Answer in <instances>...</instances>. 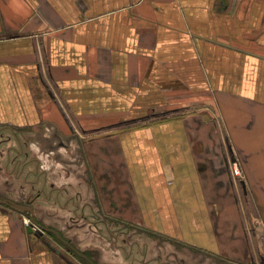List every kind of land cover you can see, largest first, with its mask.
Listing matches in <instances>:
<instances>
[{"label": "crops", "instance_id": "obj_1", "mask_svg": "<svg viewBox=\"0 0 264 264\" xmlns=\"http://www.w3.org/2000/svg\"><path fill=\"white\" fill-rule=\"evenodd\" d=\"M0 135V197L98 264L102 216L264 263V0H0ZM28 219L0 202V264H76Z\"/></svg>", "mask_w": 264, "mask_h": 264}, {"label": "rangeland", "instance_id": "obj_2", "mask_svg": "<svg viewBox=\"0 0 264 264\" xmlns=\"http://www.w3.org/2000/svg\"><path fill=\"white\" fill-rule=\"evenodd\" d=\"M6 134L8 135V137L13 136L9 132H6ZM235 178H239V177H235ZM107 193H109L108 196L118 194L117 192H113V191H109ZM96 199L97 200L95 203H98L99 200L97 197ZM118 201H119L118 203H121V207L119 208V210H117L119 214L124 213L122 215L126 216L125 212L129 211V213H131L135 211L131 206L132 204H130L131 201L130 197L128 198L120 197ZM78 216L72 215L71 217L74 218L73 220H75L76 222L75 223L70 222V224L82 225L86 223V221L88 220V216L86 215L79 216L82 217L81 220L78 218ZM111 217L102 216L101 218L102 222L100 224V227H98V229L96 230L98 233H100L97 234L100 240L104 241L102 237L105 236L104 238L107 241H110L114 236L116 238V241H118L116 244V246H120V248L118 247L116 249L119 252L118 260L116 259L115 261L112 260L110 264H222L220 262L217 263L215 261H210L209 259L202 257L198 254H193L190 251L186 250L185 248L177 247L173 244H169L165 240L155 238L151 236L148 232H140L139 229L130 227L128 226L129 224L123 223L124 221H122L123 220L122 217H116L114 219L115 221H112L113 219H111ZM109 234L113 236L111 237L109 236ZM46 235H47L46 238L52 240L58 248L63 247L60 243L54 241L52 236L50 237L47 233ZM91 235H92L91 238L93 239L98 238V237L95 238V235L93 234ZM72 239L74 240L76 238L73 237ZM75 242L76 243L74 244L75 245L74 248L78 250L80 249L79 250L80 252L84 253L83 251L85 250V252L88 253V255L90 256H92L93 253H95L94 256L98 261L99 259L100 260L107 259L105 256H103L105 251L101 249H94L89 251V249H87L86 246L80 245V247L84 248V250H82L80 247L76 246L78 245V241L75 240ZM123 248H128L126 253L123 251ZM111 252L112 253L114 252L115 255H117V252L114 249H112ZM70 256H71L70 260L72 261L73 259V261L76 264L77 263L86 264V262H84L83 260L79 261L80 259H78L77 257L73 255ZM125 256H127L126 259ZM196 256H200V257H196ZM256 260L259 263L264 264L263 261H259L260 260L259 258H256Z\"/></svg>", "mask_w": 264, "mask_h": 264}, {"label": "water", "instance_id": "obj_3", "mask_svg": "<svg viewBox=\"0 0 264 264\" xmlns=\"http://www.w3.org/2000/svg\"><path fill=\"white\" fill-rule=\"evenodd\" d=\"M9 205H11L14 209L24 212L29 215V220H30V225L27 227V232L29 234H34L36 235V232L33 230L36 229L40 234L44 232H48L53 234L60 243L63 245L67 246L74 254H76L79 258L85 260L89 264H94L91 260H89L82 252L78 251L76 248H74L65 238H63L56 230L52 228H46L42 226L41 224L37 223L36 220L34 219V214L33 210L30 206V204H27V207H22L21 205H18L12 201H7ZM37 236V235H36Z\"/></svg>", "mask_w": 264, "mask_h": 264}, {"label": "built area", "instance_id": "obj_4", "mask_svg": "<svg viewBox=\"0 0 264 264\" xmlns=\"http://www.w3.org/2000/svg\"><path fill=\"white\" fill-rule=\"evenodd\" d=\"M230 170H231V173L234 177H240L241 176L240 170H239L236 162H232L230 164ZM25 223H26V226H28L29 220H26ZM253 226H254V229H255L257 236L260 238V240L263 244V247H264V219L254 220Z\"/></svg>", "mask_w": 264, "mask_h": 264}, {"label": "flooded vegetation", "instance_id": "obj_5", "mask_svg": "<svg viewBox=\"0 0 264 264\" xmlns=\"http://www.w3.org/2000/svg\"><path fill=\"white\" fill-rule=\"evenodd\" d=\"M7 201H10V200H8V199H6V198H2V197H0V202H3L4 204H6V205H9L8 203H7ZM22 205H25V204H22ZM37 222V221H36ZM38 223V222H37ZM43 234L44 233H42V234H40L39 232L37 233L36 232V235H37V237L38 238H42V236H43ZM49 235H51V236H54L53 234H50V233H48ZM35 235V236H36ZM54 238V237H53ZM45 240H43V242H44ZM59 242V241H58ZM46 243V242H45ZM60 244H62V243H60ZM70 244L74 247L75 245L74 244H72L71 242H70ZM63 245V244H62ZM64 247H66L65 245H63ZM69 249V248H68ZM128 249V248H127ZM127 249H126V251H127ZM78 250V249H77ZM80 250V249H79ZM78 250V251H79ZM69 251L72 253V254H74L70 249H69ZM84 252V251H83ZM89 260H91L94 264H98L96 261H94L93 260V257L92 256H90V255H88V253H86V252H84L83 253ZM74 256L75 257H77V258H79L76 254H74ZM81 261L83 260V259H81V258H79ZM84 262H86L85 260H83ZM87 263V262H86ZM89 264V263H88ZM222 264H240V263H235V262H223ZM244 264H262V263H259L257 260H256V258H250L248 261H246Z\"/></svg>", "mask_w": 264, "mask_h": 264}]
</instances>
